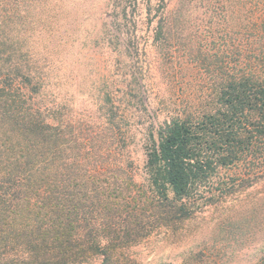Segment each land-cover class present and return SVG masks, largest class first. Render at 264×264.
I'll return each instance as SVG.
<instances>
[{"label": "trees", "instance_id": "1", "mask_svg": "<svg viewBox=\"0 0 264 264\" xmlns=\"http://www.w3.org/2000/svg\"><path fill=\"white\" fill-rule=\"evenodd\" d=\"M33 1L0 0V264H118L153 231L240 194L253 193L264 226V0H162L156 33L200 83L146 129L142 182L119 159L124 100L105 94L101 125L57 99L64 73L42 44L41 6L32 24ZM223 168L234 178L216 181ZM261 241L248 264H264Z\"/></svg>", "mask_w": 264, "mask_h": 264}, {"label": "rangeland", "instance_id": "2", "mask_svg": "<svg viewBox=\"0 0 264 264\" xmlns=\"http://www.w3.org/2000/svg\"><path fill=\"white\" fill-rule=\"evenodd\" d=\"M165 1L171 8L175 0ZM37 6L46 19L43 32L51 38L42 44L64 73L58 77L57 99L69 101L75 120L101 125L105 94L124 100L127 119L121 131L127 133L119 159L123 164L132 160L136 180L142 182L146 129L164 121L189 86L200 83L180 66L182 48L172 47L174 40L164 38V29L156 33L162 0H36L30 7L32 24ZM234 176L235 169L223 168L216 181ZM252 196L228 197L177 228L153 231L114 258L118 264H178L183 257H223L226 264H248L260 257L258 240L264 235L262 214L254 210ZM101 259L87 257L80 264H101Z\"/></svg>", "mask_w": 264, "mask_h": 264}]
</instances>
